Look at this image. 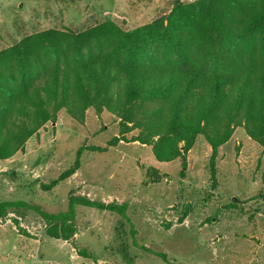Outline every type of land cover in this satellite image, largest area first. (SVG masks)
<instances>
[{
    "label": "rangeland",
    "instance_id": "374dc122",
    "mask_svg": "<svg viewBox=\"0 0 264 264\" xmlns=\"http://www.w3.org/2000/svg\"><path fill=\"white\" fill-rule=\"evenodd\" d=\"M194 1L0 0V51L46 30L77 34L110 22L129 31ZM144 137L134 122L102 109L74 116L61 110L0 160V203L27 206L0 218V264H264V149L245 128L236 127L219 148L215 187L202 136L185 155L183 178L181 158L158 161L157 140L142 145ZM81 147L79 169L45 191ZM71 195L126 203L130 224L78 207L76 234L67 241L48 237L47 224L30 207L65 212ZM140 247L163 253L167 262Z\"/></svg>",
    "mask_w": 264,
    "mask_h": 264
},
{
    "label": "trees",
    "instance_id": "16d2710c",
    "mask_svg": "<svg viewBox=\"0 0 264 264\" xmlns=\"http://www.w3.org/2000/svg\"><path fill=\"white\" fill-rule=\"evenodd\" d=\"M89 108L141 127L142 145L157 140L158 161L181 158V178L185 155L202 136L215 187L219 148L236 127L264 149V0L176 3L166 17L129 31L110 22L77 34L46 30L0 51V160L59 111L74 116ZM84 151L79 148L72 165L43 189L71 177ZM16 206L27 207L1 202L0 218ZM78 207L130 224L126 203L81 195L68 197L65 212L30 208L47 224L48 237L67 241L76 234ZM140 249L167 262L163 253Z\"/></svg>",
    "mask_w": 264,
    "mask_h": 264
}]
</instances>
